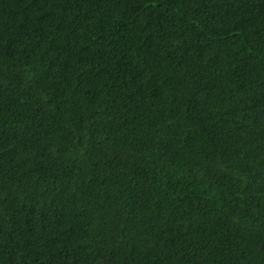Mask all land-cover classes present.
I'll return each mask as SVG.
<instances>
[{"label": "trees", "instance_id": "trees-1", "mask_svg": "<svg viewBox=\"0 0 264 264\" xmlns=\"http://www.w3.org/2000/svg\"><path fill=\"white\" fill-rule=\"evenodd\" d=\"M0 264H264V0H0Z\"/></svg>", "mask_w": 264, "mask_h": 264}]
</instances>
